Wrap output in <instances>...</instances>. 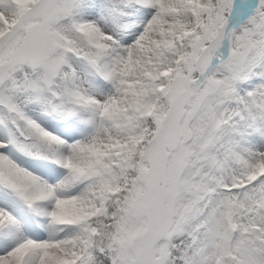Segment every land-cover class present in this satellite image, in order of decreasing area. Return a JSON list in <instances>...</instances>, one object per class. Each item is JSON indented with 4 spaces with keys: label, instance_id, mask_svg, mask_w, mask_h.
I'll return each mask as SVG.
<instances>
[{
    "label": "snow or ice",
    "instance_id": "6c2138e0",
    "mask_svg": "<svg viewBox=\"0 0 264 264\" xmlns=\"http://www.w3.org/2000/svg\"><path fill=\"white\" fill-rule=\"evenodd\" d=\"M0 264H264V0H0Z\"/></svg>",
    "mask_w": 264,
    "mask_h": 264
}]
</instances>
